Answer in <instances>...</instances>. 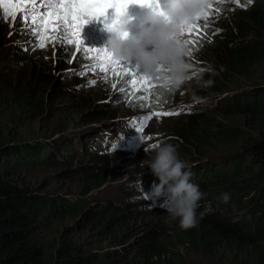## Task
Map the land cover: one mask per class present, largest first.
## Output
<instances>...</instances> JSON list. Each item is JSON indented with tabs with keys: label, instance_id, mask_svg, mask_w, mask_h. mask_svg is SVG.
Returning <instances> with one entry per match:
<instances>
[{
	"label": "rangeland",
	"instance_id": "rangeland-1",
	"mask_svg": "<svg viewBox=\"0 0 264 264\" xmlns=\"http://www.w3.org/2000/svg\"><path fill=\"white\" fill-rule=\"evenodd\" d=\"M244 1L246 0H231L232 5L217 7L216 12L219 18L216 20H219V23L227 20L229 26H234L235 22L242 18L241 25L245 28L246 22L251 21V18L246 14L242 16L239 10L240 3ZM263 2L264 0H259L257 4ZM12 6H14L13 9L20 8L19 5ZM38 10H43V7L41 6ZM201 20H208V17ZM17 21L21 22L20 13ZM186 32L190 33L188 28ZM6 34L7 38L0 49V132L4 137L11 136V134L16 135L24 143L29 138V143L43 140L54 144L52 154L55 159H50L48 164L42 163L33 169H22L19 174L30 187L35 188L39 199L61 196L73 199V201L80 198L77 201L83 200L84 202L82 209L78 211L76 207L64 213L63 216L59 215L55 218L44 216L43 221L51 224L50 229L46 227L44 232L47 235L50 233L58 242L67 240L71 246H75L77 252L105 253L112 259L108 263L100 262L99 264H146L145 261L137 260L136 253L140 244L150 241V239H144L143 235L157 230L159 240L165 232L172 236L174 231L175 234H179L181 229L178 218L169 217L166 210L160 207L161 203H151L145 199L144 191L136 188L140 180L138 174L140 171L149 169L148 163L155 155V149L152 147L146 148L150 149L147 152L144 149L134 154L108 155L107 162H101L98 155L89 148L92 143L90 136L95 135L99 129L92 130L86 127L98 125V123H92L96 120L93 117L97 116V113H100L98 120L102 119L111 123L123 115L145 116V113L159 111V109L155 107L153 111L134 112L133 109L139 106L138 101L141 100H127L126 92L119 90L127 88L128 85L124 83V77L118 80L114 75L112 67L116 66H110L107 73L99 75L95 71H84L83 65L90 63L92 58L98 54L99 49H107L105 55L111 56L108 52L109 40L98 32L92 30L91 34L94 35H90L84 44L87 48L97 50L88 53L89 59L79 57L74 62L70 61H72V50L75 44H65L54 49L52 41L49 40L45 42V48H33L27 42L33 40L34 37L29 36L23 26L14 36L11 35L10 28L6 27ZM84 34L85 32L82 31V39ZM244 34H248V39L259 38L264 44V24ZM197 41L201 44L197 49V52H200L206 46L200 38ZM26 47L27 50H25ZM207 53V50L201 52L199 58L192 55L191 58L195 60L193 64H189L184 57L189 68L183 85L177 87V90L181 98H193L188 102L205 99L204 102L210 105L205 116L209 114L213 119L223 120L233 127V130L237 128L246 130L241 133L244 135L240 136L238 143L232 144V149L227 150L229 147L226 146L206 149L209 150V154L201 162L204 168L212 169V166L217 168L221 165V170L227 171L233 166L235 156H247L245 148L242 147L245 145L244 138L246 137L244 136L250 135V131L254 134L258 133L261 126L264 128V119L263 124H260L252 114L231 113L223 101L230 102L233 110H237L242 109L240 104L234 102L237 95L264 93V57L251 68L229 73L230 68L228 67L225 72H218L217 64L220 60L206 55ZM111 58L113 59L112 56ZM121 63L125 66L137 64L135 61L131 62V65L128 61H121ZM162 67L168 69L167 66ZM38 72L42 75L40 80L36 79ZM222 74H228V76L221 84L223 89L217 91L215 86L211 87L209 83H213ZM155 78L160 77L155 76ZM113 83H116V88L112 87ZM129 88L134 89L129 95L144 92L136 81ZM149 90L152 92L150 95H145L148 97L147 100L159 96L157 91H154L155 89ZM104 102L110 103V111H106L99 105ZM166 117L153 115L147 120L150 124V131L154 135H163V132H166L167 120L172 121L179 118ZM62 127H67V132L57 131ZM10 143L11 141L7 139L6 144ZM73 147H83V155L79 157L71 154L70 150ZM71 155L74 157H70ZM195 163L197 162L189 160L185 164L189 169ZM248 163L251 165L252 161ZM100 169H106L107 175L102 183L97 185L98 181L100 182V176L97 180L96 174ZM251 170L256 172L257 166L251 165ZM234 172V169H230L228 173L215 174L209 186L210 191L215 192L212 198L218 199L224 206L221 205L215 215L228 218V213L231 211L228 207L229 201L224 202L222 194L228 193L232 196L235 192L237 193L242 186L246 187L245 180L254 174L249 169L247 173L242 171L241 177L239 171ZM201 176H203V171H201ZM204 178L207 180L208 177L204 176ZM241 180L243 183H239ZM235 183L238 185L235 186ZM213 184L226 191L217 195ZM252 195L253 193L250 197ZM249 202L250 199H244L242 205L249 207L253 204ZM234 209L242 212L240 208L232 210ZM207 216L200 219L198 225L192 229L200 233L207 228V230L216 228L215 224L209 226ZM225 220L230 221V219ZM168 238H165L167 239L165 242L161 241L163 245L168 242L174 244L173 248H177L176 252L179 251V253L171 255L169 252L167 253L168 258L162 257L161 260H156L155 264L243 262L241 249L238 247L232 249L228 246V242L218 243L219 248L213 250L201 245L200 252H194L188 244L175 240L174 234L171 237L172 240Z\"/></svg>",
	"mask_w": 264,
	"mask_h": 264
},
{
	"label": "trees",
	"instance_id": "trees-1",
	"mask_svg": "<svg viewBox=\"0 0 264 264\" xmlns=\"http://www.w3.org/2000/svg\"><path fill=\"white\" fill-rule=\"evenodd\" d=\"M245 14L251 18V21L246 22L245 28L241 25L242 18L237 23L236 32L224 27L223 30L226 31L220 36V46L212 45L213 51L209 50L210 56L220 60L217 64L218 72H225L227 67L230 68L229 73L251 68L264 57L263 41L259 38L248 39V34H244V32L249 33L256 26L264 24V2L257 4ZM6 38V27L0 20V49ZM187 62L189 64L194 63L189 59ZM227 76L228 74L220 75L213 81L214 84L209 83L210 86H215L217 91L222 90L221 84ZM36 79H42L40 72L36 74ZM127 85L125 90L131 87V85ZM177 87V85L170 88L159 87L154 90L159 96H154L147 101H138L139 106L133 109L134 112L140 113L141 111H153L157 107L162 113L167 111L178 113L179 118L172 121L167 120L168 125L165 127L167 133L159 134L160 144L170 143L174 145L179 158L185 163L189 160L197 162L193 164L192 176L198 177L201 183L200 189L206 193V199L200 202L202 207L198 212L203 211V205L208 202L213 208V212L208 214L206 220L209 222V226L215 224L216 228L211 230H207V228L200 233L196 229L181 228L179 234H175L174 231L175 240L188 244L194 252H200L201 245L213 250L219 248L218 243L225 244L228 242V246L232 249L238 247L242 251L240 254L243 262H233V264H264V128L261 126L258 133L254 134L250 131V135L244 136L246 137L244 138L245 145L242 147L245 148L247 156H235L233 166L227 171L221 170V165H218L217 168L212 166V169H206L201 162L209 154L207 148L226 146L229 147L227 150L232 149V146L238 143L240 136L244 135L241 133L246 130L237 127L238 131L233 130V127H230L227 122L213 119L209 114L205 116L203 112L197 113L194 109L192 110L193 113L185 112L184 105L193 98H181ZM120 91L123 92L124 90ZM151 92L148 90L144 95H150ZM136 96L139 95L135 93L127 95V100L133 101ZM234 102L240 104L242 109L233 110L230 102L223 101L231 113L252 114L260 124H263L264 93H244L241 99L239 98ZM99 105L106 111L111 109L108 102ZM182 107L184 110H181ZM99 116L100 113H97V116L93 117L96 120L92 123L102 124L104 121L98 120ZM168 116L169 119L174 117ZM92 127L94 126H88L86 129ZM57 131L67 132V127H62ZM2 135L0 132V264H99L100 262L112 261L105 253L77 252L75 246H71L67 240L58 242L50 233L47 235L44 232L46 227L50 229L51 226L48 222L43 221L44 216L51 218L63 216L64 213L76 207H78L77 211L82 209V203H84L83 200L77 201L80 198L73 201V199L61 196L39 199L35 188L30 187L25 179L20 176L19 171L22 169H33L42 163L48 164L50 159H55L52 154L54 144L46 143L43 140L29 143V138L24 143L16 135L11 134L8 137ZM7 139L11 141L10 144H6ZM98 158L101 162H107L109 156L103 155L98 156ZM250 161H252L251 165L257 166L256 172L251 170V165L248 163ZM230 169H234L235 172L239 171L240 177L242 171L247 173L248 169L254 174L245 180L246 187L242 186L237 193L235 192L230 196L228 207L231 211L227 218L215 215L216 210L221 205L224 206L221 201L212 198L215 192L210 191L209 186L212 184L215 174L228 173ZM201 171H203V176H201ZM106 175V169L99 170L96 176L97 180L100 176V182L98 181L97 185L102 183ZM138 176L139 185L143 184L144 188L149 182L155 181L150 169L140 171ZM204 176L208 177L207 180L209 179V181ZM239 183H243V180ZM234 185L238 184L235 183ZM234 185L231 187L233 188ZM212 186L217 195L226 191L215 187V184ZM252 193L253 195L250 197ZM244 199H250L249 203L253 202V204L244 207L242 205ZM233 208H240L242 212L239 209L232 210ZM225 219H230V221L227 222ZM167 233L165 232L159 240L157 239V230L144 234V239H150V241L139 245L140 247L136 251L137 260L139 262L145 261L146 264H155L156 260H161L162 257L168 258L167 253L169 252L171 255L178 254L179 251L176 252L178 249L173 248L174 244L168 242L163 245L161 242H165L167 240L165 238L168 236V239L172 240L173 234L171 236ZM117 260L120 261V259Z\"/></svg>",
	"mask_w": 264,
	"mask_h": 264
},
{
	"label": "clouds",
	"instance_id": "clouds-1",
	"mask_svg": "<svg viewBox=\"0 0 264 264\" xmlns=\"http://www.w3.org/2000/svg\"><path fill=\"white\" fill-rule=\"evenodd\" d=\"M259 0H252L251 3L248 0L240 3L242 16L250 9L254 8ZM232 5L231 0H210V3L204 2V0H168L166 5L167 11H152L151 15L140 25V34L135 38H130L129 26L131 20L127 14L119 17V23L114 30H108L106 22L103 21L111 17L110 14H106L105 17H101V24L94 23L87 27L85 31L84 44L89 39L91 31L98 32L104 35L109 40L108 52L111 54L115 61H135L142 72L149 74L145 77V81H150L153 87L149 89L154 90L159 87L170 88L177 85L178 87L183 85V81L186 78L188 71V64L186 60L195 62L192 55L199 58L201 52L206 50L209 55V50L213 51L212 45L220 46V36L224 34L226 30L233 29L237 31V24L229 26L227 20L219 23V14L216 12L217 7H228ZM9 3L0 5V11L3 15H8V10L12 9L15 15V22H12V17H9L7 21L3 18L0 20L4 23L5 27L10 28L12 36L18 33L20 27L23 25L17 21L19 15V8ZM245 10V11H241ZM205 13L207 15H205ZM197 17H200L197 20ZM204 17H208V20H201ZM171 18V23L169 22ZM216 20V21H215ZM207 23L206 28H202L197 31L192 29L188 34L184 29L193 24ZM100 35V36H101ZM200 38L206 48L197 52V49L201 46L199 43H191V41H197ZM187 42V43H186ZM149 45L151 47H146ZM210 48V49H209ZM189 56H187V54ZM203 59V56H202ZM162 66H167L170 71ZM158 76L160 78H155ZM145 92H139L137 95H144ZM242 98V95H237L235 100ZM205 99H197L193 102H186L184 105L185 112L193 113L203 112L206 113L208 105L204 102ZM172 110V109H171ZM181 110H184L183 107ZM162 113V111H153ZM168 112V111H167ZM172 113H175L172 112ZM149 113H145V116ZM166 118H169L168 115ZM174 117H179L178 114H173ZM140 115H123L118 117L111 123L103 122L102 124L95 125L90 128L92 130L99 129L95 135L90 136L91 145L89 148L98 156L103 155H117L121 154H134L142 151L146 148H152V145L160 143L159 134L154 135L150 131V124L148 121H144V127L142 132L139 133L133 126H139L141 118ZM141 135L150 136V140H141ZM152 141V142H151ZM115 144L117 147L111 149V146ZM155 149V155L150 159L148 168L153 174L154 182H149L146 188L143 184H138V190L144 191V197L151 203H161L160 207L165 209L168 216L179 219V225L183 229H190L196 227L200 219H203L206 215L213 212L211 203L208 202L203 205V211L201 209V201L206 199V193L200 189L201 183L198 177L192 176V167L187 169L186 164L179 158V154L174 145L170 143H164L158 145ZM84 148L73 147L70 151L71 154L81 157ZM150 149H147L149 151ZM146 151V152H147ZM81 153V154H79ZM98 153V154H97ZM74 157V156H70ZM230 198L228 193L222 194V199L227 202Z\"/></svg>",
	"mask_w": 264,
	"mask_h": 264
},
{
	"label": "snow or ice",
	"instance_id": "snow-or-ice-1",
	"mask_svg": "<svg viewBox=\"0 0 264 264\" xmlns=\"http://www.w3.org/2000/svg\"><path fill=\"white\" fill-rule=\"evenodd\" d=\"M6 2L20 6V20L23 28L29 36L34 37L33 40H29L27 43L33 48L38 47L43 49L46 46L45 42L49 40L52 41L54 49L65 44H75L76 46L72 50V61L70 62H74L79 57L87 60L89 59L88 53L97 50L85 47L84 41L81 38L83 25L85 22H88L89 16H94L96 20H99L101 17L106 16L108 9L114 8L117 18L110 24L106 23V26H111L117 21L119 12H123L130 4H138L141 7L151 8L154 11H162L160 0H0V5H4ZM204 2L210 3V0H204ZM217 2H222V0H217ZM248 2L251 3L252 0H248ZM41 6L43 10H38ZM15 15L16 13L12 9L8 10L7 16L3 15V12L0 11V18H3L5 21L9 17H12V22L14 23ZM205 15L207 14L205 13ZM199 18L197 17V20ZM169 22L171 23V18H169ZM207 26V23L202 25L193 24L189 26L188 30L189 32L192 29L199 31ZM191 43L195 44L199 43V41H191ZM25 50H27V47ZM106 50L99 49L98 54L92 58V61L83 65L84 71H95L99 75L107 73L110 66H116L112 67V71L118 80L124 77V83L129 85L136 81L139 87L143 88L144 92H148L149 88L154 86L150 81H145V77H148L149 74L142 72L138 64L135 66H125L121 61H115L111 56L105 55ZM129 65H131L130 62ZM168 70L170 69L168 68ZM112 87L116 88V83H113ZM119 90H124L126 95H129L134 89L125 90L121 88ZM135 99L147 100L148 97L141 94L140 96H136ZM161 114L173 115L178 113L150 112L141 118L139 126H136L135 123H133V126L137 132L141 133L145 126L144 121L151 119L153 115ZM150 139V136L141 135L142 141ZM157 146L158 144L152 145L153 148ZM116 147L117 145L113 144L111 149H115Z\"/></svg>",
	"mask_w": 264,
	"mask_h": 264
},
{
	"label": "bare ground",
	"instance_id": "bare-ground-1",
	"mask_svg": "<svg viewBox=\"0 0 264 264\" xmlns=\"http://www.w3.org/2000/svg\"><path fill=\"white\" fill-rule=\"evenodd\" d=\"M187 27L184 29V31H186Z\"/></svg>",
	"mask_w": 264,
	"mask_h": 264
}]
</instances>
